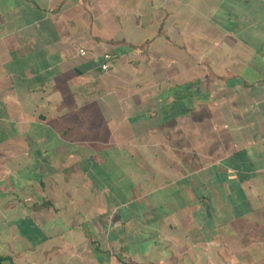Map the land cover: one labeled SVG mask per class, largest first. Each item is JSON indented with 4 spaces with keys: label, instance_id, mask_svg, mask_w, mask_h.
<instances>
[{
    "label": "crops",
    "instance_id": "obj_1",
    "mask_svg": "<svg viewBox=\"0 0 264 264\" xmlns=\"http://www.w3.org/2000/svg\"><path fill=\"white\" fill-rule=\"evenodd\" d=\"M0 264H264V0H0Z\"/></svg>",
    "mask_w": 264,
    "mask_h": 264
},
{
    "label": "built area",
    "instance_id": "obj_2",
    "mask_svg": "<svg viewBox=\"0 0 264 264\" xmlns=\"http://www.w3.org/2000/svg\"><path fill=\"white\" fill-rule=\"evenodd\" d=\"M79 55L84 56L86 55V51L84 49H79ZM111 59L112 55L110 53H104L102 55V62L100 64V69L102 71H107L111 67Z\"/></svg>",
    "mask_w": 264,
    "mask_h": 264
}]
</instances>
